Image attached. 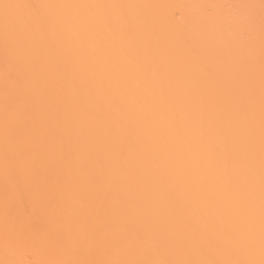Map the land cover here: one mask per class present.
<instances>
[{
	"label": "bare ground",
	"instance_id": "1",
	"mask_svg": "<svg viewBox=\"0 0 264 264\" xmlns=\"http://www.w3.org/2000/svg\"><path fill=\"white\" fill-rule=\"evenodd\" d=\"M0 264H264V0H0Z\"/></svg>",
	"mask_w": 264,
	"mask_h": 264
}]
</instances>
